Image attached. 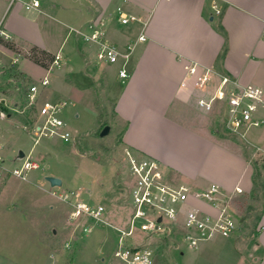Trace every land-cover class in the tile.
Returning a JSON list of instances; mask_svg holds the SVG:
<instances>
[{
	"label": "rangeland",
	"instance_id": "374dc122",
	"mask_svg": "<svg viewBox=\"0 0 264 264\" xmlns=\"http://www.w3.org/2000/svg\"><path fill=\"white\" fill-rule=\"evenodd\" d=\"M46 1L48 0H45V3ZM9 2L11 0L6 3ZM11 3L5 11L0 2V19L4 16V28L5 22L12 17L15 7L18 3L21 4V1L15 0ZM20 15L37 24V30L34 31L37 38H40L54 55L60 54L62 59L60 65L52 66L51 63L46 68L28 58L26 49L20 52L4 49V53L0 54V58L4 60L1 63L11 66L12 58L20 53L15 67L36 76L26 75L28 78L24 80L11 77L13 84H3L6 91L2 96L8 104L5 108L10 109L12 115L0 118V153L6 164L11 166L18 164L15 158L19 150H23L40 164L39 169L29 171L28 180L8 176L4 181H0V264H117L114 252L119 238L118 231L110 225L98 223L92 232L84 233L83 227L89 221L84 217L78 220L70 219V204L57 194L69 190L78 191L81 200L105 205L106 218L113 225L125 228L130 222L133 206L129 192L134 181L126 153L132 151L141 158L153 156L135 149L133 151L122 139L128 121L115 110V100L125 87L117 76L121 61H100L97 43L85 40L76 32L92 31L81 29L76 23L65 25L60 21L62 18L59 15L39 13L27 9L25 5L22 6ZM20 24L22 33L16 36L20 40L23 37L24 41L23 33L27 34L29 25ZM134 25H137V21H130L128 26ZM70 66H74L75 70L72 71ZM106 69L110 71V77L107 81L99 79V70ZM44 77L48 79L47 85L40 84ZM31 83L39 85L37 101L33 104L29 103L26 97ZM145 94L140 93L139 96L143 97ZM46 100L67 101L60 115L71 133L69 141L58 136L37 134V109ZM215 108L214 106L213 110ZM223 110L225 105L219 106L218 114L224 123L223 130L230 133V136L235 135L237 140L241 139L244 145H250L254 150L253 145H258L254 141L263 131L264 123L247 129L245 140L228 130ZM208 117L216 118L214 113H208ZM156 118L147 117L146 114L143 116V119L152 122ZM138 123L140 118L135 125ZM105 124L111 126V131L101 136L100 132ZM138 127H132L131 134H137L131 136V143H141L146 150L156 152L165 159L175 156L174 152L180 154L181 159L188 157L187 146L180 144L177 147L170 141L173 139L169 136V126L141 127L137 131ZM167 131L168 134L165 135ZM162 134L164 135L161 136ZM189 144L192 146V143ZM258 157L259 159L250 160L253 173L256 169L254 162L258 163L261 172L256 199H252L250 191L248 196H239L233 203V216L236 221L242 216L248 217V207H254L249 223L256 228V217L264 208V164L260 156ZM48 173L61 177L63 185L51 187L44 178ZM179 178L176 184L195 186L191 179ZM252 183L254 188L253 178ZM244 231L245 228L243 230L240 226L237 234L229 237L218 235L194 248L189 246L181 235L180 226L175 223L171 224V231L166 235L152 236L136 230L130 240L152 247V264H237L240 252L250 248L251 244L247 241L252 237L246 236Z\"/></svg>",
	"mask_w": 264,
	"mask_h": 264
},
{
	"label": "crops",
	"instance_id": "0c3cea01",
	"mask_svg": "<svg viewBox=\"0 0 264 264\" xmlns=\"http://www.w3.org/2000/svg\"><path fill=\"white\" fill-rule=\"evenodd\" d=\"M39 1V7L33 10L46 15H59L65 25L76 23L81 29L91 31L99 27L102 41L123 52L127 51L129 44L136 43L126 63L130 76L125 82L119 76L123 59H120L117 74L125 85L115 100V110L128 121L122 138L126 145L133 151L149 153L161 161L165 169L167 167L171 182L178 183L179 177H185L195 182L194 187L205 188L214 182L231 190L240 185L244 192L238 194L235 200L249 195L253 184L250 160L254 158V150L223 130L224 123L218 114L219 103L212 111L198 106V99L207 93L194 89L192 77L187 74L184 65L187 61H196L216 72L236 77L242 84L260 87L263 100L258 115L264 119V0ZM0 2L5 11L12 4L6 3L7 0ZM214 2L219 5V14H215ZM21 4L18 3L12 17L5 22V30L14 38L16 51L38 46L54 53L34 33L37 24L20 15ZM121 12L137 16V25L128 26L130 21L123 23ZM20 23L29 25L27 34L23 33L25 42L23 37L20 40L16 36L22 33ZM142 33L147 37L145 41L138 39ZM97 46L100 49V45ZM4 49L10 48L0 43V54L4 53ZM0 61L4 62L3 58ZM70 69L75 70L74 66ZM109 72L108 69L99 70V79L107 81ZM213 87L210 85L209 91ZM140 93L146 94L141 97ZM208 113H214L216 118H209ZM144 114L157 118L154 122L148 121L143 119ZM11 115L8 113V116ZM138 118L140 123L135 125ZM157 125L169 126V136L173 139L170 141L177 147L180 144L187 146L188 157L181 159L180 154L174 152L175 156L169 158H175L169 160L156 152H149L141 143H131V136L137 134H131L133 126H139L138 131L141 127ZM254 142L264 148V129ZM199 205L204 210H212L208 204ZM250 237L252 239L247 241L251 242L250 248L240 252L237 264H264V214L257 231Z\"/></svg>",
	"mask_w": 264,
	"mask_h": 264
},
{
	"label": "built area",
	"instance_id": "2783aa9c",
	"mask_svg": "<svg viewBox=\"0 0 264 264\" xmlns=\"http://www.w3.org/2000/svg\"><path fill=\"white\" fill-rule=\"evenodd\" d=\"M15 0H11L13 2ZM27 9H37L39 0H18ZM215 14L220 13L217 2L213 3ZM120 11L121 8L119 7ZM139 18L135 15H127L121 12V21L128 23ZM4 17L0 19V37L13 39L3 26ZM92 28L93 26L90 25ZM85 40H91L100 45L98 59L109 63L124 62L119 69V76L125 82L130 76L126 67L127 59L134 50L136 43L129 44L127 51H121L117 47L102 41V31L94 27L92 33L85 30H76ZM139 41L147 39L145 34L138 37ZM19 55L12 58L11 66L19 60ZM61 55L56 54L52 66L61 64ZM2 61H0V64ZM187 74L192 77L194 89L207 93L198 99V106L211 111L219 103L225 105V125L228 130L247 140L246 130L252 126H260L264 119L258 115L260 103L263 100V90L255 85L242 84L236 77L226 73L200 65L196 61H187L184 65ZM41 85H47L48 79L44 77ZM185 85V83H183ZM210 85L213 89L209 91ZM39 85L31 83L26 97L29 103L37 101ZM8 105L5 97L0 92V118L8 114L5 106ZM66 100H46L38 107V121L35 128L38 135L58 136L65 141L71 138L67 123L61 117V112L66 107ZM254 158L264 164V148L253 145ZM126 158L129 169L133 175L134 184L130 188L129 197L132 198L133 212L127 227L122 228L113 225L107 218V208L101 203H91L81 200L80 193L75 190L64 191L59 194L64 201L70 204L69 218L78 220L82 217L89 222L83 227L84 233H90L98 223H104L114 227L119 233L118 243L114 255L117 264H152L154 250L147 244H139L131 241L136 230L148 235H166L171 231V224L178 223L181 235L191 247H198L202 242L215 236L229 237L237 234L240 220H235L233 203L238 194L244 192L240 185L231 190H226L218 183H212L206 188L196 189L184 184H176L168 179L167 172L161 161L153 157H139L132 151H127ZM18 164L11 166L6 164L0 153V181L8 176H16L28 180L30 170L39 169L38 161L26 155L17 160ZM200 203L208 204L211 211L204 210ZM176 227V226H175Z\"/></svg>",
	"mask_w": 264,
	"mask_h": 264
},
{
	"label": "trees",
	"instance_id": "16d2710c",
	"mask_svg": "<svg viewBox=\"0 0 264 264\" xmlns=\"http://www.w3.org/2000/svg\"><path fill=\"white\" fill-rule=\"evenodd\" d=\"M0 43L3 44L4 46L10 48V49H14L17 50L16 46H15V41L14 38L13 39H6L3 37H0ZM27 57L30 58L33 62L48 68L50 66V64L53 62L55 55L53 53H51L50 51L40 48L38 46H32L27 50ZM11 77H17L18 80H24L27 79L28 76H26V74L21 71L19 68H16L15 66H9L6 64H0V92L5 93L6 91V87H3V84L5 83H10L13 84V81L11 80ZM4 82V83H3ZM7 114L11 113L10 109L5 108ZM255 165L254 168L255 171L253 173V182L255 183V187L252 188L251 192H252V199H256L257 197V189L259 187V179L261 177V172L259 170L258 167V163L254 162L253 163ZM262 187H264V184H262ZM254 209L253 206H249L248 207V217L247 216H242V218L240 219V226L244 231V234L246 236H251L253 235V233H255L257 231L256 226H253L252 224H250L249 220H250V216L252 215V210ZM264 214V208L261 211V213L255 218L257 220V222L259 223L261 216Z\"/></svg>",
	"mask_w": 264,
	"mask_h": 264
},
{
	"label": "water",
	"instance_id": "95a60500",
	"mask_svg": "<svg viewBox=\"0 0 264 264\" xmlns=\"http://www.w3.org/2000/svg\"><path fill=\"white\" fill-rule=\"evenodd\" d=\"M111 127L110 125H105L103 129L100 132L101 136H105L110 133ZM0 134H1V124H0ZM25 156V152L23 150H19L17 155H16V160H20ZM45 180L49 182L51 187H60L63 184V181L60 177L55 176V175H46ZM55 233V229L53 230Z\"/></svg>",
	"mask_w": 264,
	"mask_h": 264
}]
</instances>
